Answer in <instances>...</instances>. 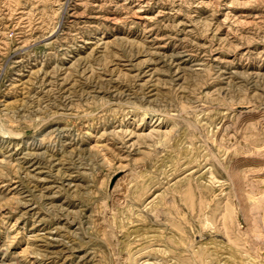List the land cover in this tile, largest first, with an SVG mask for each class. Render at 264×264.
I'll list each match as a JSON object with an SVG mask.
<instances>
[{"label":"rangeland","instance_id":"374dc122","mask_svg":"<svg viewBox=\"0 0 264 264\" xmlns=\"http://www.w3.org/2000/svg\"><path fill=\"white\" fill-rule=\"evenodd\" d=\"M257 124L264 0H0V264H264Z\"/></svg>","mask_w":264,"mask_h":264},{"label":"bare ground","instance_id":"6f19581e","mask_svg":"<svg viewBox=\"0 0 264 264\" xmlns=\"http://www.w3.org/2000/svg\"><path fill=\"white\" fill-rule=\"evenodd\" d=\"M159 123L160 122H158L157 125H159ZM255 127H257V128H255L254 131L251 132V134H252L251 137L248 138V136H245L244 138L247 137L248 139H250L252 141L251 144H250L251 146H254L256 148H260L261 151L264 152V142H261V143L259 142L258 143V142L254 141L257 133H260V132L264 133V128L261 125H258V124ZM153 132H160V131H158V129H155V130H153ZM247 182L248 181H246V183ZM246 186H247V184H246ZM260 194L263 195L261 199H253V198H251V200L254 201V202H252L253 204H252V207H251V213L250 214L252 216L253 223L258 225V226H260V227L262 226V228H263L264 227V188H263L262 192H260ZM248 200L250 201V199H248Z\"/></svg>","mask_w":264,"mask_h":264}]
</instances>
